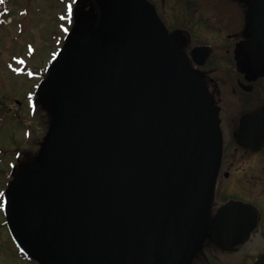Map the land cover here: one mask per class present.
Returning a JSON list of instances; mask_svg holds the SVG:
<instances>
[{
  "label": "water",
  "instance_id": "1",
  "mask_svg": "<svg viewBox=\"0 0 264 264\" xmlns=\"http://www.w3.org/2000/svg\"><path fill=\"white\" fill-rule=\"evenodd\" d=\"M125 16L115 49L60 54L40 176L7 191L11 232L40 264H185L202 245L219 147L210 99L147 2L127 0Z\"/></svg>",
  "mask_w": 264,
  "mask_h": 264
},
{
  "label": "flooded vegetation",
  "instance_id": "2",
  "mask_svg": "<svg viewBox=\"0 0 264 264\" xmlns=\"http://www.w3.org/2000/svg\"><path fill=\"white\" fill-rule=\"evenodd\" d=\"M111 2L112 0H71L68 5L63 4V11L57 15L58 36L64 39L65 22L70 24L69 28L73 31L75 28L97 30V24L105 25L102 13L111 15L112 7L109 6L108 10L105 9L107 5H101ZM148 2L153 5L155 15L167 36L178 41L191 62L192 70L203 83L216 117L219 134L216 174L206 209V239L202 248L186 264H257L264 255V21L261 16L258 21L254 17L263 8L250 0H227V6L235 16L233 23L216 28L210 34V43L191 44L193 39L203 36L201 32L206 27L204 23L196 25L190 20L184 23L185 29H177V25H170L162 18L154 2ZM69 5L72 6L70 15ZM94 5L98 6L99 12L96 7L93 11ZM4 11L10 12L8 8ZM91 34L93 44H107L104 34L97 31H92ZM66 41L69 42L70 38ZM199 46L208 47L210 51L202 65H198L191 56L192 50ZM204 49L205 52L208 51ZM36 56L38 55H29L27 66L20 77L25 81H35L30 89L24 90L28 119L34 120L40 112H44L46 127L51 117L49 98L43 86L47 69L44 65L32 66ZM8 98L11 97L6 96L7 100ZM16 102L20 104V101ZM30 135V129L24 128L22 141L30 142ZM42 143L43 138L36 142L37 146L33 150L12 154L13 160L8 162L12 176L15 173L22 175L39 170ZM1 163L3 160L0 158ZM2 216L0 212V236L4 231L11 246L9 248L12 253H16L17 246ZM16 264L34 263L26 259L16 261ZM125 264L155 263L136 258Z\"/></svg>",
  "mask_w": 264,
  "mask_h": 264
},
{
  "label": "rangeland",
  "instance_id": "3",
  "mask_svg": "<svg viewBox=\"0 0 264 264\" xmlns=\"http://www.w3.org/2000/svg\"><path fill=\"white\" fill-rule=\"evenodd\" d=\"M150 1L154 2L162 18L170 25H177V29H182L181 27L185 29L184 23L190 20H193L196 25H201V22L206 25L204 31L201 32L203 36L193 39L191 44L210 43V34L216 28L230 26L233 23V17H235L232 15L233 11L227 6V0ZM1 3L4 4H0V10L8 8L10 15L7 17L3 14L2 19H0V103L2 104L0 113L4 117V120H0V148L8 150L7 154L3 151L0 156L3 160V163L0 164V189L6 180V176L3 179V175L4 171L8 170V162L13 160L12 154L19 151H31L36 148V142L44 138L47 130L44 112H40L34 120H29L27 117L24 90L30 89L31 84L35 81L29 82L22 77L13 76L15 72L8 71L6 63L11 61L10 58L13 55H21L25 58V43L31 42V47L33 44L38 51V56L34 58L32 66L44 65L49 52L55 49L52 48L54 44L52 35L60 34L57 29L58 19L56 15L64 9L61 0H2ZM106 5L110 6L109 3ZM95 10L94 5L93 11ZM97 10L99 12L98 7ZM111 16H104L103 18L108 20ZM109 21L112 20L109 19ZM99 26L101 27L100 23ZM99 26L97 24V27ZM83 29L85 28L81 30ZM112 30H114V34L118 33L121 36L122 32L118 29L117 23L116 25L113 24ZM122 37H125V34ZM12 67L17 68L15 64H12ZM6 96L11 98L7 100ZM16 100L20 101V104ZM15 116L19 118L17 119ZM23 119L24 122L22 123ZM26 127L31 132L30 139L32 138V140L30 142L28 140L27 142L22 141L23 129ZM0 220L2 219L0 218ZM9 247L11 246L7 235L2 231L0 236V262L2 264L19 262L17 254L15 251L12 253Z\"/></svg>",
  "mask_w": 264,
  "mask_h": 264
},
{
  "label": "snow or ice",
  "instance_id": "4",
  "mask_svg": "<svg viewBox=\"0 0 264 264\" xmlns=\"http://www.w3.org/2000/svg\"><path fill=\"white\" fill-rule=\"evenodd\" d=\"M0 2H2V0H0ZM71 12H72V6L69 5V6H68V13H69V15L71 14Z\"/></svg>",
  "mask_w": 264,
  "mask_h": 264
}]
</instances>
